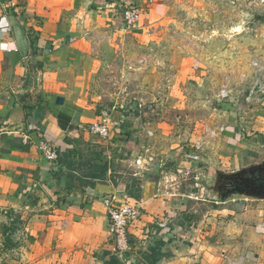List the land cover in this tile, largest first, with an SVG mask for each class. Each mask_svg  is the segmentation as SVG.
<instances>
[{
  "label": "crops",
  "instance_id": "obj_1",
  "mask_svg": "<svg viewBox=\"0 0 264 264\" xmlns=\"http://www.w3.org/2000/svg\"><path fill=\"white\" fill-rule=\"evenodd\" d=\"M169 2L0 0V223L17 219L2 231V264H152L155 247V264H264V202L228 194L221 175L243 168H220L236 164L229 156L259 157L264 101L247 106L243 90L231 91L211 124L187 111L183 134L170 116L119 113L108 115L107 140L88 131L103 118L96 82L122 11L140 9L133 32ZM206 126L224 127L223 138L197 150ZM43 141L56 161L43 157ZM107 200L141 212L126 253L113 245Z\"/></svg>",
  "mask_w": 264,
  "mask_h": 264
},
{
  "label": "rangeland",
  "instance_id": "obj_2",
  "mask_svg": "<svg viewBox=\"0 0 264 264\" xmlns=\"http://www.w3.org/2000/svg\"><path fill=\"white\" fill-rule=\"evenodd\" d=\"M169 1L171 6L158 10L155 22L133 32L119 31L107 43L95 88L99 115L170 116L177 134H183L187 111L202 125L211 124L229 103L218 93L227 88L238 96L244 90L241 74L253 60L264 59V5L249 0ZM248 156L254 155L229 156L227 162L236 164L220 168L231 172L261 163L264 149L254 160ZM15 217L0 223V254L6 246L2 231L17 225Z\"/></svg>",
  "mask_w": 264,
  "mask_h": 264
},
{
  "label": "built area",
  "instance_id": "obj_3",
  "mask_svg": "<svg viewBox=\"0 0 264 264\" xmlns=\"http://www.w3.org/2000/svg\"><path fill=\"white\" fill-rule=\"evenodd\" d=\"M251 4L258 3L264 5V0H249ZM141 11L136 6L126 7L121 14L122 24L120 31L123 33L131 32L136 25L140 22ZM241 83L244 84V90L241 92L243 102L247 106L259 105L264 101V59L258 58L250 63L249 70L243 72L240 76ZM230 90L223 88L218 93L220 100H226L230 97ZM159 116V114H155ZM142 116L148 122L153 121V115L149 113H143ZM152 116V118H150ZM102 119L98 122L89 124L88 131L94 135H97L102 140H107L110 134V123L108 121L109 116L102 114ZM224 134V127L217 126L215 128H203V137L195 142V148L197 150L205 148L210 145L214 140L219 139ZM205 138V139H204ZM39 149L43 157L47 161H56L58 155L54 148L46 142H41ZM168 194V193H167ZM107 206V217L109 230L114 242L115 248L118 254L126 253L129 251L128 246V229L132 222L137 220L141 216V212L136 206H130L129 204L114 206L111 201H105ZM163 228V225L157 224Z\"/></svg>",
  "mask_w": 264,
  "mask_h": 264
},
{
  "label": "water",
  "instance_id": "obj_4",
  "mask_svg": "<svg viewBox=\"0 0 264 264\" xmlns=\"http://www.w3.org/2000/svg\"><path fill=\"white\" fill-rule=\"evenodd\" d=\"M56 101L60 105L63 103L62 98L59 97ZM131 122H133L131 124L134 126L130 130H136L139 127V123H141V119H133ZM120 123H122V120ZM126 131H129V129L122 130V133ZM261 172H264V162L243 168L236 173L222 174L221 177L224 179V185L228 189V194L237 193L254 199L264 200V190L255 185L259 180L252 179L256 173L259 174ZM245 175H250L251 177H245Z\"/></svg>",
  "mask_w": 264,
  "mask_h": 264
},
{
  "label": "trees",
  "instance_id": "obj_5",
  "mask_svg": "<svg viewBox=\"0 0 264 264\" xmlns=\"http://www.w3.org/2000/svg\"><path fill=\"white\" fill-rule=\"evenodd\" d=\"M7 231L4 232V235H6ZM163 255L157 250V247L149 249V254L146 256V259L152 264H155L157 260L162 257Z\"/></svg>",
  "mask_w": 264,
  "mask_h": 264
},
{
  "label": "flooded vegetation",
  "instance_id": "obj_6",
  "mask_svg": "<svg viewBox=\"0 0 264 264\" xmlns=\"http://www.w3.org/2000/svg\"><path fill=\"white\" fill-rule=\"evenodd\" d=\"M245 177H251L250 175H245ZM253 180H259L258 182H256V186L261 187V189L264 190V172L261 173H256L253 177ZM225 187V185H224ZM224 190V189H223ZM226 190V189H225Z\"/></svg>",
  "mask_w": 264,
  "mask_h": 264
}]
</instances>
